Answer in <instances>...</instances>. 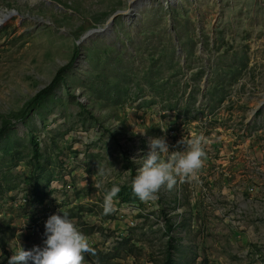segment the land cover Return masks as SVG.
I'll return each instance as SVG.
<instances>
[{
	"label": "rangeland",
	"instance_id": "obj_1",
	"mask_svg": "<svg viewBox=\"0 0 264 264\" xmlns=\"http://www.w3.org/2000/svg\"><path fill=\"white\" fill-rule=\"evenodd\" d=\"M128 1L0 0L11 13L0 24V127L10 123L0 137V264L43 248L53 214L88 238L84 264H162L167 219L178 264H264V0ZM117 10L129 12L82 39ZM75 49L64 80L22 118ZM197 136L207 141L197 181L155 201L114 196L104 214L151 138L183 152L177 142Z\"/></svg>",
	"mask_w": 264,
	"mask_h": 264
},
{
	"label": "clouds",
	"instance_id": "obj_2",
	"mask_svg": "<svg viewBox=\"0 0 264 264\" xmlns=\"http://www.w3.org/2000/svg\"><path fill=\"white\" fill-rule=\"evenodd\" d=\"M185 144L186 151H169L164 137L151 138L150 151L132 182V191L141 201L157 200L160 190L171 191L179 183L197 181L206 162L204 136L194 137ZM166 154V159L161 155ZM119 188L114 187L106 196L104 214L114 211L113 197ZM44 247L21 249L11 256L9 264H84V254H94L88 238L77 229L66 215L53 214L45 223Z\"/></svg>",
	"mask_w": 264,
	"mask_h": 264
},
{
	"label": "trees",
	"instance_id": "obj_3",
	"mask_svg": "<svg viewBox=\"0 0 264 264\" xmlns=\"http://www.w3.org/2000/svg\"><path fill=\"white\" fill-rule=\"evenodd\" d=\"M77 56H78V51L77 49H75L72 54L71 59L65 65L59 67L58 70L55 72L51 81L46 86L39 89L34 94V96L31 98V100L28 101L22 113V118H24L29 113L30 109L37 107L39 104H41L47 97H49L53 93V91L59 85V83L64 80L65 71L73 65ZM9 126H10V123H4L0 127V137H2V135L8 129ZM29 140L32 145L33 158L38 159L40 156L39 143L36 140V138L33 137V135L29 136ZM124 166L127 167L130 171V175L132 177L131 183L120 186L119 191L115 196L118 198L120 202H129V201H132L135 197L132 191V182L135 178V171H134V166L132 162L127 161V164ZM160 204L162 205L161 202ZM163 214H165L164 211H163ZM167 221L168 222L166 223L165 233L168 235L169 240L167 241V245H166L167 254L162 264H178L173 254L174 250H176V245L173 244V233H172L174 226L169 222V219H167Z\"/></svg>",
	"mask_w": 264,
	"mask_h": 264
},
{
	"label": "water",
	"instance_id": "obj_4",
	"mask_svg": "<svg viewBox=\"0 0 264 264\" xmlns=\"http://www.w3.org/2000/svg\"><path fill=\"white\" fill-rule=\"evenodd\" d=\"M168 2L172 1V0H167ZM134 2H140V0H129L128 1V5H134ZM129 12V10H117L115 12H113L109 18L107 19L106 23H105V27L104 28H96V29H90L88 30L82 37V39L84 38H87V37H90L91 35L93 34H101V33H106L108 31H110L112 25H113V22H114V19L120 15V14H127Z\"/></svg>",
	"mask_w": 264,
	"mask_h": 264
},
{
	"label": "bare ground",
	"instance_id": "obj_5",
	"mask_svg": "<svg viewBox=\"0 0 264 264\" xmlns=\"http://www.w3.org/2000/svg\"><path fill=\"white\" fill-rule=\"evenodd\" d=\"M10 14H11L10 12H8V13L7 12H0V24H3L8 19Z\"/></svg>",
	"mask_w": 264,
	"mask_h": 264
}]
</instances>
